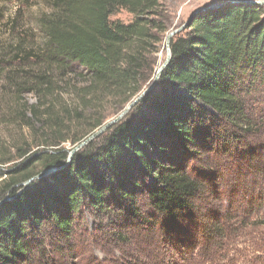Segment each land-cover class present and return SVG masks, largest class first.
Instances as JSON below:
<instances>
[{"label": "trees", "instance_id": "obj_1", "mask_svg": "<svg viewBox=\"0 0 264 264\" xmlns=\"http://www.w3.org/2000/svg\"><path fill=\"white\" fill-rule=\"evenodd\" d=\"M17 1L45 8L30 27L20 20L22 8L8 20L15 38L0 42V65H6L0 81L7 72L0 88L10 89L15 101L32 93L41 103L60 83L74 92L76 104L61 112L27 102L15 108L20 119L49 120L42 123L49 131L42 150L20 146L14 158H0L5 164L26 155L0 183V264H67L86 213L112 219L115 231L148 223L143 202L162 222L182 220L195 212L202 190L186 167L198 147L254 154L247 142L256 133L253 109L264 104L261 5L199 8L171 38L170 61L153 88L67 162L70 152L57 148L69 139L62 131L85 126L70 142L81 141L103 124L105 107L117 114L149 85L171 17L162 0ZM120 9L133 19L110 20ZM34 164L55 170L23 188L41 172Z\"/></svg>", "mask_w": 264, "mask_h": 264}, {"label": "rangeland", "instance_id": "obj_2", "mask_svg": "<svg viewBox=\"0 0 264 264\" xmlns=\"http://www.w3.org/2000/svg\"><path fill=\"white\" fill-rule=\"evenodd\" d=\"M162 1L167 7L172 23L155 54V72L159 61H164L167 56V33L185 22L193 11L226 0ZM260 5L264 8V3ZM20 8V20L27 22L26 27H30L33 26L41 8H45V4L25 7L17 0H0V42L3 45L12 43L15 38V32L12 31L8 20L21 10ZM132 19L133 14L125 9H120L110 16L112 21L125 23ZM6 73H1L0 82L5 81ZM39 101L32 93H25L19 101H15L10 89L0 88V158L3 160L11 156L14 158L17 154L16 148L20 146L27 149L30 147V153L38 152L42 147L45 148V142L48 140L45 132L49 130L42 123L46 124L49 120L20 119L15 108L27 102L32 105L39 104L40 111L51 107L61 112L67 106L74 107L76 97L73 91L59 83L55 93L42 99L41 103ZM253 110L256 112L254 120L257 125L253 129L256 133L246 140L250 142L252 149L254 148L253 156H228L209 146H201L186 162L188 171L199 181L202 189L192 215L174 223L162 222L150 213L143 202L142 212L148 223L115 231L111 228L112 219L95 218L86 213L76 226L72 240L75 249L69 252L68 259L64 261L67 264H264V104L260 103L259 109ZM113 112V107L107 106L103 109V124L117 115ZM26 123L28 125H25ZM70 129L68 132L66 129L62 131L63 137L69 139L60 143L57 148L71 152L98 130H93L87 137L72 144V138L82 137L87 128L76 123L72 124ZM237 147L240 148L239 144ZM54 148L47 149L52 151ZM25 159L26 155L0 164V183L7 176V169ZM32 169L40 172L42 166L34 164ZM37 179L39 178H33L30 183ZM21 186L23 187L22 184ZM5 196L7 194H4ZM206 227L207 232L203 231ZM114 231L121 236L119 241V235H115Z\"/></svg>", "mask_w": 264, "mask_h": 264}, {"label": "water", "instance_id": "obj_3", "mask_svg": "<svg viewBox=\"0 0 264 264\" xmlns=\"http://www.w3.org/2000/svg\"><path fill=\"white\" fill-rule=\"evenodd\" d=\"M228 1H240V2H247V3H253L256 5H260L262 3H264V0L261 1H253V0H226L224 2H228ZM198 10V9H197ZM197 10L193 11L190 16L188 17V19L183 22L179 27L171 30L170 32L167 33L165 40L167 39V43H166V48H167V56L166 59L164 60L162 66L160 68H158L154 74V77L152 78V81L149 83V85L142 90V92H140L138 95H136L124 108L123 110L117 114L115 117H113L111 120L107 121L105 124H103L100 128H98V130H96L95 132H93L91 135H89L83 142L79 143L74 149L71 150V152L69 153V156L67 158V162L70 160L71 156L73 155V153L75 151H77L79 148H81L83 145H85L86 143H88L89 141H91L92 139H94L95 137H97L98 135H100L101 133H103L107 128H109L111 125L117 123L119 120H121L123 118V116L132 108V106L134 104H136L150 89L153 88V86L155 85V83L157 82V80L160 77V74L162 72V70L166 67V65L169 63L170 58H171V53H170V48H169V44H170V40L171 38L178 34L179 32L183 31L184 28L186 26L189 25L190 21L192 20L194 14L197 12ZM55 170V168L50 167L47 169H44L43 171H41L39 174H37L35 177L29 178L28 180H26L24 183H22L23 188H26L30 182L33 180V178H41L43 176H46L48 174H50L51 172H53ZM6 200L10 199L9 197L5 198ZM2 201H0L1 204Z\"/></svg>", "mask_w": 264, "mask_h": 264}, {"label": "bare ground", "instance_id": "obj_4", "mask_svg": "<svg viewBox=\"0 0 264 264\" xmlns=\"http://www.w3.org/2000/svg\"><path fill=\"white\" fill-rule=\"evenodd\" d=\"M166 43H167V39L165 40V47H167V46H166ZM166 54H167V48H166ZM163 62H164V61H159L157 69L160 68V67L162 66ZM157 69H156V70H157Z\"/></svg>", "mask_w": 264, "mask_h": 264}]
</instances>
